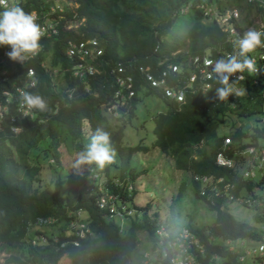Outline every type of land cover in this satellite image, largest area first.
I'll list each match as a JSON object with an SVG mask.
<instances>
[{"label":"trees","instance_id":"trees-1","mask_svg":"<svg viewBox=\"0 0 264 264\" xmlns=\"http://www.w3.org/2000/svg\"><path fill=\"white\" fill-rule=\"evenodd\" d=\"M38 1L30 0V7L36 8ZM73 1L71 7L64 3L66 8L63 14L67 19L80 21L77 30H61L56 38L40 39L45 47L38 58L19 65L20 69L29 63L36 67L38 82L31 93L43 97L47 102L46 111L35 109L37 116L43 120L25 118L22 130L12 133L10 122L5 119L0 129V241L12 248L2 264H63L65 259L68 264H131V254L139 242V231H153L159 223L157 212L152 215L148 213V205L136 206V214L130 219L124 233H120L118 224L106 219L97 206L100 191L89 187L90 167L100 170L95 162H85L82 172L68 171L65 182L58 175L53 187L42 185L39 175L41 161L30 151L39 144L48 143L51 148L43 147L44 156L51 157L50 162L61 163L60 121L66 125L75 147L82 154L86 153L89 144L86 135L94 137L97 129L108 133L107 146L116 153L118 160L106 164L100 171L109 180L118 177L124 181L123 189L112 187L120 190L128 200L134 190L128 189L126 183L138 173L134 172L130 159L137 150L147 151L150 146H157L162 153L172 157L174 165L180 169L193 174L213 173L233 177L231 169L215 162L222 137L229 132L238 141L247 134L257 136L264 133V127L258 126L248 131L240 126L219 131V122L226 114H250L262 104L259 91L249 83H245L248 94L229 95L225 100L216 97V88L220 86L217 82L205 92L187 93L182 103L151 89L146 91L144 85L147 82L138 66L154 67L157 71L165 68L169 60L178 61L185 47L196 53L222 37L223 32L215 22L202 21L199 8L191 4L187 12H180L179 7L186 0ZM250 9V6L247 7L246 14H250ZM184 14H189V17L182 25L177 24L176 19ZM87 36L98 37L104 45L102 57L108 60L109 67L120 62L129 63L127 68L131 71V67L136 66L131 72L136 93L132 96L130 110L134 112L135 104L144 91L153 92L166 102V110L153 115L154 139L151 145L143 142L126 144L123 124L112 125L110 122L105 113L106 106L100 104L111 97L114 87L110 80L101 83L99 77L86 75L79 78L70 75L69 71L59 72L61 84H54L48 77L52 64L59 68L70 64L62 50L65 40ZM176 49L182 51L172 54ZM47 53L51 55L52 64L49 63L50 69L43 70L38 62ZM83 85L88 86V91L83 89ZM70 86L74 87L75 92L68 100L64 90ZM2 87H6V84H0ZM117 118L125 122L126 116L119 115ZM85 126L89 133L85 132ZM30 158L34 163L30 162ZM113 169L117 172H113ZM193 185L197 194L195 181ZM184 187L185 181L181 183L179 192ZM208 205L216 211L215 220L208 229L214 235L252 237L257 233L249 221L236 218L226 208ZM77 208L85 210L94 234L80 238L75 245L70 240L73 235H65L64 230ZM48 216L54 218L50 225L56 226L55 232L52 228L46 231L45 225L36 222ZM256 217L260 219L261 214L256 212ZM39 231L44 232L46 241L32 243L31 239ZM214 249L221 250L215 246Z\"/></svg>","mask_w":264,"mask_h":264},{"label":"built area","instance_id":"built-area-1","mask_svg":"<svg viewBox=\"0 0 264 264\" xmlns=\"http://www.w3.org/2000/svg\"><path fill=\"white\" fill-rule=\"evenodd\" d=\"M29 1L9 0V4L21 7L27 14L35 16V22L42 33L40 39L56 38L61 30H77L80 21L67 19L63 14L66 8L65 0H39L36 8L30 7L32 2ZM191 4L200 9L202 21L215 22L220 27L223 35L218 42L196 53L185 47L178 61L169 60L165 68H159L157 71L154 67L152 69L150 66H138L147 82L145 89H151L178 103L185 100L187 93L205 92L216 84L215 79L209 78L210 75L214 76V73L208 62L214 65L215 61L234 54L238 50L236 42L243 38L246 32L255 30L264 33V0H231L229 3L225 0H193L184 6L181 5L179 11L187 12ZM249 6L251 12L246 14ZM0 11H3V8H0ZM39 43L38 53L23 62L34 59L44 50L43 42ZM10 50L8 46H0V84L5 83L7 86L0 88V129L3 121L7 119L12 133H19L25 118H37L35 109H29L21 102V93H31L36 85L37 70L33 64H29L23 71H15L18 64L23 62L11 60L7 55ZM182 50L176 49L172 54ZM103 52L104 45L96 36L69 37L65 45V55L70 64L62 68L54 67L49 53L38 63L43 70L50 69L51 63L52 74L69 71L70 75L79 78L101 75V83H108L110 80L114 88L111 97L103 102V107L106 106V110L108 108L111 111H120V115L127 116L132 96L136 93L134 76L127 68L130 64L120 62L109 67L108 60L102 57ZM248 55L253 59L256 71L248 73L246 70L231 77L233 92L230 95L235 97L241 93L248 94L245 83H249L259 91L262 99L260 106L264 111V47H257ZM67 89L70 90L68 95L71 96L74 87ZM85 89L88 90L87 87ZM122 106L126 108V112ZM258 127H264V117L262 125ZM247 137L248 141H244L243 137L235 141L228 132L222 137L215 154L216 164L231 169L233 177L224 174L194 173L192 179L197 185L198 196L207 204L226 208L228 211L229 206L233 204L254 208L261 214L260 220L257 221L259 225H254L257 233L252 237H223L207 235L191 226L171 230L169 225L159 222L153 231H146L145 236L139 234L137 245H140V240H145L148 244L145 248H139L138 256L133 259L134 264H264V133L257 136L247 134ZM88 180L91 189L100 191L96 202L104 217L114 220L120 233H124L137 211L135 206L128 204V199L120 190L112 187L114 185L123 189L124 181L118 177L109 180L95 167H90ZM126 184L127 188L131 189V181ZM53 221L54 218L50 216L36 220L38 224L46 227L51 226ZM88 222L85 210L77 208L66 224L65 235H73L70 240L77 245L80 238L94 234ZM46 239L44 232L39 231L31 242L44 243ZM208 241L214 242V246L221 250L217 251L214 247L210 249Z\"/></svg>","mask_w":264,"mask_h":264},{"label":"rangeland","instance_id":"rangeland-1","mask_svg":"<svg viewBox=\"0 0 264 264\" xmlns=\"http://www.w3.org/2000/svg\"><path fill=\"white\" fill-rule=\"evenodd\" d=\"M225 1L229 3L231 0ZM189 2H193V0H186L185 4ZM65 4L71 7L74 1L65 0ZM184 11H186V9H184ZM188 17L189 14L181 15L176 19V23L182 25L184 20ZM134 68L136 69L135 65L131 67V72H133ZM58 80L61 82V77ZM96 95H98V93H96ZM104 104L102 102L101 106H104ZM166 108V102L161 97L153 92H148L140 94V98L135 104L134 112L129 109V111L127 110V116L126 119H124L125 122L122 121L123 119L117 118V116L122 114L120 111H111L107 108L105 113L109 116L112 125L123 124V140L126 144L143 142L144 144L151 145L154 139L153 115L159 111H165ZM124 109L126 112L125 107ZM263 117L264 111H262L259 105L257 109L250 114L237 115L235 113H228L219 122V131H227L231 127L233 128L236 126H240L242 129L248 131L251 130L253 126L262 125ZM59 125L61 133L59 145L61 163L55 164L54 162H50L52 158L44 156L43 147H50L48 143L39 144L34 147L35 149L33 148L34 150L32 149L30 151V153L33 152L34 155H37L38 159L41 161V168L39 170L40 182L42 185L47 184L50 187H53L58 181V175H60L62 181L65 182L68 171L75 173L82 172L85 163L79 162L82 153L75 147L74 140L69 134L66 125L62 121L59 122ZM84 129L86 132V126ZM86 137L90 144L93 136L86 135ZM243 140L248 141L249 138L244 136ZM109 151L114 157L113 160L117 161L118 158L116 153L112 151L111 148H109ZM30 162L34 163L32 158H30ZM130 164L134 167V172L138 173L131 181V189L134 190V193H132L131 199L128 200L129 205L135 207H144L148 205V213L152 215L154 212H157V221L169 225L171 230L179 229L182 226H191L199 230L203 227L204 229H202V231L205 234H213L209 232L208 229L209 225L215 220L216 211L195 193L193 181H191L193 173L176 167L173 158L162 153L157 146H150L147 151H135L130 159ZM99 169L102 170L103 168ZM112 171L117 172L115 169ZM183 181H185L184 190L179 192L180 185ZM62 193L64 194V189H62ZM229 211L238 219L249 221L252 225H259L257 221L260 219L256 217L257 211L254 208L233 204L229 206ZM51 228L53 232L56 231V226L45 227L46 231L51 230ZM146 231L148 230L142 229L139 231V234H142L143 237ZM246 241H248V239H246ZM147 244V241L140 240V245H137L138 249L136 248L131 254V264L135 263L133 259L138 256L139 248H145ZM207 244L208 247H214V242L208 241ZM11 250L12 248L10 246L0 241V264H2L4 257L8 255ZM63 264H68L66 259Z\"/></svg>","mask_w":264,"mask_h":264},{"label":"clouds","instance_id":"clouds-1","mask_svg":"<svg viewBox=\"0 0 264 264\" xmlns=\"http://www.w3.org/2000/svg\"><path fill=\"white\" fill-rule=\"evenodd\" d=\"M0 8H3V11H0V46L10 47L11 50L7 53L8 57L13 61L23 62L30 56L36 55L40 49L39 41L42 33L39 25L35 22V16L27 14L21 7L10 6L9 0H0ZM262 36H264V33L250 30L244 34L243 38L236 42V49L238 50L235 51L234 54L215 61L214 65L208 62L212 67V73H214V76L210 75L209 78L215 79L217 84L220 85L216 88V97L218 99L225 100L233 92V87L230 83L231 77L237 73H244L246 70L248 73H254L256 71L255 63L248 54L252 53L257 47H264ZM67 39L63 44L62 50L64 54ZM37 58L38 56L34 59ZM27 62L19 63L15 71H23L25 67L31 63L25 65V67L21 69L19 65L26 64ZM58 74L59 73L56 72L54 74L51 72L47 73L54 84H61L58 80L60 78ZM36 77L38 82L37 72ZM240 78L242 79L243 77ZM99 80H103L101 75L99 76ZM35 86H33L32 89H34ZM85 87L88 88V86H83V89L88 91ZM69 91L68 89L64 90L68 100L72 98L75 90H73V92L71 91V96L68 95ZM146 91H148V89H146ZM21 102L22 105H26L29 109H38L41 112L47 110L46 100L39 95L23 92L21 93ZM39 118L41 117L37 116L36 119L41 121ZM108 143V133L103 129H97L91 143L87 146L86 153L81 154L79 162H95L100 168H104L106 164L112 163L114 157L110 154L107 146Z\"/></svg>","mask_w":264,"mask_h":264}]
</instances>
